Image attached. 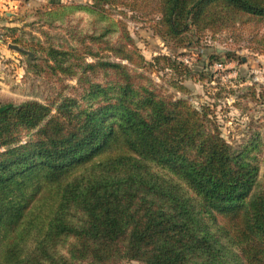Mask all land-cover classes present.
<instances>
[{"label": "trees", "instance_id": "obj_1", "mask_svg": "<svg viewBox=\"0 0 264 264\" xmlns=\"http://www.w3.org/2000/svg\"><path fill=\"white\" fill-rule=\"evenodd\" d=\"M93 1L99 12L124 4ZM140 2L157 15V34L189 44L264 23V0ZM122 37L108 49L139 68L177 67L167 56L149 63ZM97 67L125 70L86 64ZM126 79L92 84L85 104L66 100L56 114L37 102L0 109V264H264V159L249 156L256 146L234 155L187 101Z\"/></svg>", "mask_w": 264, "mask_h": 264}, {"label": "rangeland", "instance_id": "obj_2", "mask_svg": "<svg viewBox=\"0 0 264 264\" xmlns=\"http://www.w3.org/2000/svg\"><path fill=\"white\" fill-rule=\"evenodd\" d=\"M11 1L16 5L4 4L0 11V24L14 25L0 29V109L37 102L56 114L66 100L85 104L83 95L92 84L114 88L128 77L126 82L134 87L146 88L161 99L187 101L202 112L205 130L220 135L234 155L253 143L256 147L249 150L250 161L262 163L264 23L190 35L189 44L186 39H164L157 34L158 17L140 0L105 5L102 12L91 8L93 0ZM5 12L14 14L11 22ZM123 35L131 45L129 50L137 49L149 63L167 56L177 67L160 61L139 68L122 58L123 53L110 51L108 48L123 41ZM9 44L27 53L17 52ZM50 48L68 55L53 58ZM110 61L122 64L125 70L86 68L89 63ZM32 134L34 131L24 132L22 143ZM122 264L145 263L128 260Z\"/></svg>", "mask_w": 264, "mask_h": 264}, {"label": "crops", "instance_id": "obj_3", "mask_svg": "<svg viewBox=\"0 0 264 264\" xmlns=\"http://www.w3.org/2000/svg\"><path fill=\"white\" fill-rule=\"evenodd\" d=\"M11 5V7H13L14 5H16V2H13L11 0H0V11L2 12V7L5 5ZM13 5V6H12ZM5 15L9 18L8 21H12V17L14 14L10 13V12H5ZM7 25H9L8 27H13V24H0V29L3 27H6ZM1 35V34H0ZM1 37V36H0ZM3 43L2 40H0V46ZM2 50V47H0V51Z\"/></svg>", "mask_w": 264, "mask_h": 264}, {"label": "water", "instance_id": "obj_4", "mask_svg": "<svg viewBox=\"0 0 264 264\" xmlns=\"http://www.w3.org/2000/svg\"><path fill=\"white\" fill-rule=\"evenodd\" d=\"M9 48L13 49V50H16L17 52H23V53H27L25 50H23L22 48L16 46V45H13V44H9ZM29 54V53H28Z\"/></svg>", "mask_w": 264, "mask_h": 264}]
</instances>
